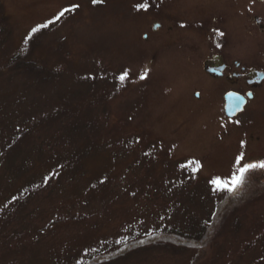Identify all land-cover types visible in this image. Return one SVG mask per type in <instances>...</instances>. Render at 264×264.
Segmentation results:
<instances>
[{"label": "rangeland", "instance_id": "1", "mask_svg": "<svg viewBox=\"0 0 264 264\" xmlns=\"http://www.w3.org/2000/svg\"><path fill=\"white\" fill-rule=\"evenodd\" d=\"M0 2V264H264V190L213 218L211 181L264 163V99L229 120L194 68L204 0Z\"/></svg>", "mask_w": 264, "mask_h": 264}, {"label": "flooded vegetation", "instance_id": "2", "mask_svg": "<svg viewBox=\"0 0 264 264\" xmlns=\"http://www.w3.org/2000/svg\"><path fill=\"white\" fill-rule=\"evenodd\" d=\"M213 1L224 6L215 8ZM240 15L246 18L244 23L235 19ZM230 18L231 25H225ZM153 24L148 32L161 33L162 26L154 31ZM189 27L197 40L196 71L226 86L220 93L222 109L229 92L247 97L246 109L264 99V0H204Z\"/></svg>", "mask_w": 264, "mask_h": 264}, {"label": "trees", "instance_id": "3", "mask_svg": "<svg viewBox=\"0 0 264 264\" xmlns=\"http://www.w3.org/2000/svg\"><path fill=\"white\" fill-rule=\"evenodd\" d=\"M260 190H264V169H256L246 173L244 176L243 183L235 188V190L233 191L231 196L227 199V201L224 204H222L213 215V218H216L218 214H220L214 222L219 220L218 225L221 224L223 218L226 215L225 210L230 209L227 208L228 205L230 206L233 205L231 206L233 208L240 200H244L246 199V197H250L251 195L256 194V192H259ZM218 225L214 231V236L219 231ZM212 233L213 231H210L208 224L207 226L201 227L196 233H194L196 235L195 236L193 234L195 237L193 236L188 237V236H184V234H179V233L177 234L171 233V234H163L158 240L156 241L151 240L150 242H152L155 245L158 241L164 242L167 239L172 243H176V242H178L179 244L185 243L189 247L191 246L193 247L195 244L194 242L197 241V239L199 241L210 239ZM133 250L134 249L132 247H128L126 251L122 252V254L133 253ZM122 254H117L116 256L113 255L112 257H115V259H111L112 257H110V255L99 254L100 256L98 257V259L95 261L92 260L91 262H93V264H109L111 262L118 261L119 259H121L118 255H122Z\"/></svg>", "mask_w": 264, "mask_h": 264}, {"label": "snow or ice", "instance_id": "4", "mask_svg": "<svg viewBox=\"0 0 264 264\" xmlns=\"http://www.w3.org/2000/svg\"><path fill=\"white\" fill-rule=\"evenodd\" d=\"M99 0H93V4L98 3ZM78 5H74L73 9L77 8ZM139 7H143L146 8L147 5H140ZM70 9H65L64 12L67 11H71ZM64 12H61L60 15L57 17V20L64 15ZM42 27H47V25H42ZM33 31H37V29H33ZM220 35L222 36L223 33H220ZM127 73L121 75L120 80L123 82L124 79L126 78ZM144 76H141V79H144ZM243 160V156L237 157L236 163L238 165H241L240 167L237 168V174L234 175L232 177V179L230 181H220V180H212L211 183L213 185H215L217 187V189L220 188H226V190L228 191H233L236 187L240 186L243 181H244V176L246 173L252 171V170H256V169H264V163H258V164H254V163H247V164H241ZM229 185H231V187H229Z\"/></svg>", "mask_w": 264, "mask_h": 264}, {"label": "water", "instance_id": "5", "mask_svg": "<svg viewBox=\"0 0 264 264\" xmlns=\"http://www.w3.org/2000/svg\"><path fill=\"white\" fill-rule=\"evenodd\" d=\"M246 100L236 94L226 96L225 112L229 118H234L239 113L244 111Z\"/></svg>", "mask_w": 264, "mask_h": 264}]
</instances>
